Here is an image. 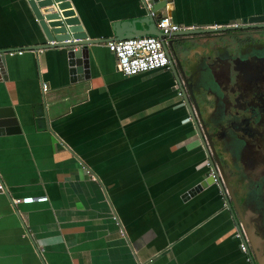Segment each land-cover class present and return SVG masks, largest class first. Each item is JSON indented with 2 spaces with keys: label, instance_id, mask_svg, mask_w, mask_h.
Masks as SVG:
<instances>
[{
  "label": "crops",
  "instance_id": "0c3cea01",
  "mask_svg": "<svg viewBox=\"0 0 264 264\" xmlns=\"http://www.w3.org/2000/svg\"><path fill=\"white\" fill-rule=\"evenodd\" d=\"M69 1L90 37L145 17L136 0ZM174 2L183 27L264 12V0ZM40 43L24 0H0V107L17 121L0 134V264H248L215 185L180 198L205 154L171 74L124 76L103 40L70 82L63 48L27 49ZM28 195L44 198L10 204Z\"/></svg>",
  "mask_w": 264,
  "mask_h": 264
},
{
  "label": "flooded vegetation",
  "instance_id": "af4514ba",
  "mask_svg": "<svg viewBox=\"0 0 264 264\" xmlns=\"http://www.w3.org/2000/svg\"><path fill=\"white\" fill-rule=\"evenodd\" d=\"M238 30L249 32L233 38L231 50L212 55L200 71L188 59L174 58L173 66L182 86L192 88L194 116L209 133L207 151L235 200V219L249 251L245 258L264 264V27ZM157 70L171 74L169 67Z\"/></svg>",
  "mask_w": 264,
  "mask_h": 264
},
{
  "label": "water",
  "instance_id": "95a60500",
  "mask_svg": "<svg viewBox=\"0 0 264 264\" xmlns=\"http://www.w3.org/2000/svg\"><path fill=\"white\" fill-rule=\"evenodd\" d=\"M136 3L137 7L143 9L145 13L144 18L138 20H126L111 24V28L113 29L111 37H105V35L99 37H90L87 35L86 31L83 30L78 16L75 14V11L72 8L69 0H24L27 10L32 16L37 28L41 31L45 41V43L35 44L32 47L26 48L33 50L45 48H63L68 79L70 82H73L76 79L80 80L81 78H86L89 75L88 55L90 45L102 42L103 40H118L142 35H153L157 37L160 40L162 48L169 59L168 67L171 71V76L174 83L172 88L176 91L177 96L180 97L179 101L181 106L185 107L187 119L191 122L193 127L197 129V133H195V135L205 154L204 168L199 171L196 181L181 194L180 198L185 200L190 196L207 190L211 185H215L217 189V196L220 197V199L223 201L224 208H226L229 212V216L233 225V232L238 235V237L235 238L240 243L244 244L245 250L241 251L239 249V242L237 247L239 251L243 253L244 257H246L249 255V251L245 238L242 235V231L239 228V224L235 219V200L232 197V193L228 192L230 191V187L227 185L226 177L220 168L219 172H221L222 180L218 179L217 177L216 167L212 163L210 154L208 153L207 147L205 145L204 139L209 134L207 132V127L202 119L200 121L194 116V112L196 114L198 112L195 95L190 84L186 83L184 87L182 86L181 81L174 70L173 53L167 49L163 38L193 33L225 32L229 30L245 29L250 27H264V12L253 13L246 15L245 17L235 18L228 22H224L223 24L215 23V25L212 24L205 27L186 26L167 36L163 35L156 29L155 19L160 15L158 13L159 10L165 8V15L171 17V19L176 22L174 0H136ZM150 13H153V15ZM136 22H142L145 27L137 30L135 26ZM3 65L4 56L3 51L1 50L0 80L6 79ZM16 124L17 121L11 107H0V134L4 133L5 128L8 127L11 128L8 129L9 131L15 130L13 126H16ZM209 127H212V125L210 124ZM206 140L209 141L207 138ZM209 146L213 150L212 145L209 144ZM209 170L212 171L211 174L209 173ZM215 176L217 178H215ZM236 212H238V210H236ZM15 213H17L16 209ZM250 242L252 241L250 240Z\"/></svg>",
  "mask_w": 264,
  "mask_h": 264
},
{
  "label": "built area",
  "instance_id": "2783aa9c",
  "mask_svg": "<svg viewBox=\"0 0 264 264\" xmlns=\"http://www.w3.org/2000/svg\"><path fill=\"white\" fill-rule=\"evenodd\" d=\"M153 15V13H150ZM155 27L163 35H170L179 29L184 28L180 26L171 17L165 14H160L155 19ZM164 37L163 40L165 42ZM105 47L111 52L115 59L116 70L124 76L135 75L160 68H168L169 59L162 48L160 40L153 35H142L128 37L118 40H108L104 43ZM8 55L21 54L20 49H8L4 51ZM42 89H45V84L41 85ZM196 128H192V132L196 133ZM211 174L212 171L209 170ZM215 178H217L215 176ZM4 186L0 183V192H4ZM42 196H24V197H12L10 198V204L14 207L19 203H32L40 202L43 200ZM235 237L238 235L235 233ZM239 249L245 250L244 244L239 242Z\"/></svg>",
  "mask_w": 264,
  "mask_h": 264
},
{
  "label": "rangeland",
  "instance_id": "374dc122",
  "mask_svg": "<svg viewBox=\"0 0 264 264\" xmlns=\"http://www.w3.org/2000/svg\"><path fill=\"white\" fill-rule=\"evenodd\" d=\"M249 31L240 30L237 32H212V33H193L186 34L182 38L174 41L165 39L167 49L173 53V58L184 63V59L194 62V67L200 71L206 67L208 60L216 53H223L225 50H231L233 38L242 37ZM253 35L255 33H252ZM236 36V37H234ZM177 45L182 48L178 49ZM208 74V73H207Z\"/></svg>",
  "mask_w": 264,
  "mask_h": 264
},
{
  "label": "trees",
  "instance_id": "16d2710c",
  "mask_svg": "<svg viewBox=\"0 0 264 264\" xmlns=\"http://www.w3.org/2000/svg\"><path fill=\"white\" fill-rule=\"evenodd\" d=\"M237 31H240V30H238V29H236V30H229V31H225V33H233V32H237Z\"/></svg>",
  "mask_w": 264,
  "mask_h": 264
}]
</instances>
